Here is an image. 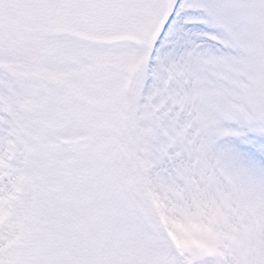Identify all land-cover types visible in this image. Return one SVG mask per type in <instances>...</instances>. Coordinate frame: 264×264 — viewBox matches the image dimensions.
<instances>
[{
    "label": "snow or ice",
    "instance_id": "obj_1",
    "mask_svg": "<svg viewBox=\"0 0 264 264\" xmlns=\"http://www.w3.org/2000/svg\"><path fill=\"white\" fill-rule=\"evenodd\" d=\"M0 264H264V0H0Z\"/></svg>",
    "mask_w": 264,
    "mask_h": 264
}]
</instances>
